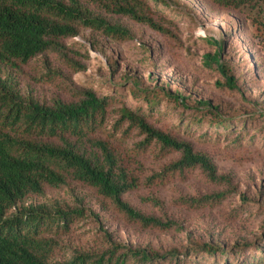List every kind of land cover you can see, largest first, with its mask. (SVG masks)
Segmentation results:
<instances>
[{
    "label": "rangeland",
    "instance_id": "374dc122",
    "mask_svg": "<svg viewBox=\"0 0 264 264\" xmlns=\"http://www.w3.org/2000/svg\"><path fill=\"white\" fill-rule=\"evenodd\" d=\"M145 1L148 15L163 31L90 5L96 15L128 29L131 38L79 27L76 36L61 40V52L48 50L25 64H0V76L25 100L45 105L78 101L89 90L109 96L104 131L114 134L113 149L138 181L123 199L172 225L145 226L95 188L72 179L30 195L25 205L85 210L69 228L53 226L44 234L53 262L125 245L158 254L190 251L189 257L180 256L179 264H264V30L252 12L210 0ZM221 42L220 59L236 89L225 86L215 65L204 63ZM122 107L140 112L157 130L208 155L217 174L229 182L211 180L199 168L165 171L180 152L156 141L142 146L145 135L128 124L114 130ZM224 121H231V131L216 126ZM217 193L226 195L218 203L186 201ZM205 243L229 249V254L213 257L194 249Z\"/></svg>",
    "mask_w": 264,
    "mask_h": 264
},
{
    "label": "trees",
    "instance_id": "16d2710c",
    "mask_svg": "<svg viewBox=\"0 0 264 264\" xmlns=\"http://www.w3.org/2000/svg\"><path fill=\"white\" fill-rule=\"evenodd\" d=\"M210 1L224 8L252 12L253 21L264 30V0ZM153 2L165 4L167 0ZM90 5L163 31L148 15L149 5L145 0H0V64H25L48 50L61 52V40L76 36L79 27L101 31L109 37L131 38L128 29L96 15ZM217 46L218 52L207 55L204 63L215 65L226 80L225 86L236 89L235 78L220 59L223 42ZM111 105L109 96H99L92 90L85 91L75 102L55 101L45 105L25 100L8 79L0 76V264H164L173 261L179 264L180 256H190V251L158 254L117 245L102 253H78L65 261L50 259L53 248L44 234L53 226L69 228L85 216V210L64 209L57 204L25 205V200L30 195H41L47 186L65 185L68 179L95 188L119 210L145 226L172 225L142 214L123 199L125 193L138 187V181L121 164L113 149L114 134L109 136L104 131ZM118 112L114 130L128 124L145 135L142 146L156 141L180 152V158L165 171L199 168L211 180L229 182L217 174L211 158L195 151L190 143L157 130L140 112L127 107ZM216 126L227 131L232 129L231 121L217 122ZM225 197V193H217L186 201L204 205L218 203ZM194 249L213 257L229 254V249L209 243Z\"/></svg>",
    "mask_w": 264,
    "mask_h": 264
}]
</instances>
